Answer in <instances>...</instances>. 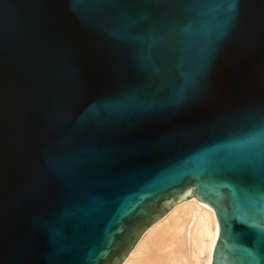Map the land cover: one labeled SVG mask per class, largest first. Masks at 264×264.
Listing matches in <instances>:
<instances>
[{"label": "water", "instance_id": "95a60500", "mask_svg": "<svg viewBox=\"0 0 264 264\" xmlns=\"http://www.w3.org/2000/svg\"><path fill=\"white\" fill-rule=\"evenodd\" d=\"M181 200L264 264V0H0V264H121Z\"/></svg>", "mask_w": 264, "mask_h": 264}, {"label": "bare ground", "instance_id": "6f19581e", "mask_svg": "<svg viewBox=\"0 0 264 264\" xmlns=\"http://www.w3.org/2000/svg\"><path fill=\"white\" fill-rule=\"evenodd\" d=\"M217 231L212 207L181 200L141 234L121 264H212Z\"/></svg>", "mask_w": 264, "mask_h": 264}]
</instances>
